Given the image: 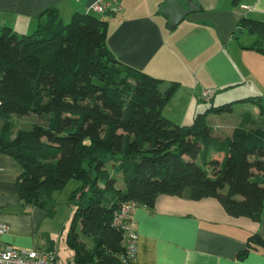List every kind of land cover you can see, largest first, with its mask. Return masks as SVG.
I'll return each mask as SVG.
<instances>
[{
    "label": "trees",
    "instance_id": "16d2710c",
    "mask_svg": "<svg viewBox=\"0 0 264 264\" xmlns=\"http://www.w3.org/2000/svg\"><path fill=\"white\" fill-rule=\"evenodd\" d=\"M43 15L29 33L0 26V153L21 166L15 188L26 205L43 206L44 196L75 181L67 196L68 264H128L122 232L112 224L126 200L152 208L160 194L213 197L229 215L259 220L264 130L250 128L246 113L230 136L217 138L207 120L238 102L262 111L258 97L210 105L178 124L162 113L177 83L163 92L164 79L119 62L106 45L105 19L76 12L64 23L53 8ZM235 31L255 35L243 48L264 54V21L243 17ZM27 114L46 121L13 129L11 116ZM256 246L264 242L252 234L239 258Z\"/></svg>",
    "mask_w": 264,
    "mask_h": 264
},
{
    "label": "crops",
    "instance_id": "0c3cea01",
    "mask_svg": "<svg viewBox=\"0 0 264 264\" xmlns=\"http://www.w3.org/2000/svg\"><path fill=\"white\" fill-rule=\"evenodd\" d=\"M94 1L111 3L103 13L92 14L107 21L106 45L119 62L164 79L163 92L177 83L162 110L170 120L178 124L193 121L203 102V89L213 90L211 100L221 93V101L236 94L240 96L230 101L256 96L264 109V54L243 48L255 35L235 31L243 17L264 21V0H190L199 10L173 28H168V17L162 11L165 0H0V26L29 33L47 9H56L64 22L76 12L87 13ZM187 1L179 0L185 8ZM241 103L255 105L258 113L246 110L240 118L249 113L248 126L264 130V122L255 117L258 114L262 120L264 110L252 102ZM223 127L217 134L211 132L212 136H230L236 126ZM20 171L14 158L0 153V222L8 225L2 243L18 248L53 247L60 259L59 238L56 229L49 228L47 208L26 205L16 194ZM110 172L118 178L119 173ZM132 223L137 247L128 264H264L261 246L243 258L238 256L252 234L264 242V204L259 220H253L229 215L213 197L193 200L160 194L152 208L140 205L134 209ZM68 252L64 264L72 257V251Z\"/></svg>",
    "mask_w": 264,
    "mask_h": 264
},
{
    "label": "rangeland",
    "instance_id": "374dc122",
    "mask_svg": "<svg viewBox=\"0 0 264 264\" xmlns=\"http://www.w3.org/2000/svg\"><path fill=\"white\" fill-rule=\"evenodd\" d=\"M97 16L102 17V15H98V14ZM66 22L68 21H64V23ZM243 40L245 39L243 38ZM221 95L224 96V94L221 93V94H217L214 100H203V102L201 101L200 102L201 106L199 107L198 112H204L206 108L209 107L210 105H220V104H223L224 102L227 103V102H230L231 98L236 99L238 98L237 96H240L238 94L232 95L230 99H224L227 101H221L222 100L220 97ZM246 110H249V112L251 113H254L255 111L256 113H258V108L251 103H235L233 105V110L231 113H222L219 116H213L215 114H209L207 116V120H208V124L210 125L211 132L213 134H217L218 132L225 130L223 126H228V125L237 126V122H239V120L241 119L240 114ZM255 117L257 118V120L264 122V115H262L263 117L262 120L258 118V114H256ZM11 119L13 121V126H14L13 129H16L19 127L28 128L33 122L45 123L46 121L44 116L39 117L34 114H27V115H22V116L13 115L11 116ZM2 120L3 118L0 117V128H1ZM191 121H189L188 119L186 123H183V124H189ZM106 168L109 171H112L110 161L107 162ZM117 177L118 178H117L116 186L118 188H123L124 184H123L121 174H118ZM74 186H75V181L70 180L65 184V186L62 189L52 191L50 195L44 196V198H42L43 206L47 208L46 210L49 211L48 212L49 216L47 218L48 222L50 223L49 228L56 229L55 236L56 238H59L58 239L59 240L58 250H59V257H60L59 260L61 264L65 263V260L68 258V254H69L68 251L70 250V249L68 250V247L65 241V236H66V233L70 225V217L72 214L71 206L67 202V196H68L69 191Z\"/></svg>",
    "mask_w": 264,
    "mask_h": 264
},
{
    "label": "built area",
    "instance_id": "2783aa9c",
    "mask_svg": "<svg viewBox=\"0 0 264 264\" xmlns=\"http://www.w3.org/2000/svg\"><path fill=\"white\" fill-rule=\"evenodd\" d=\"M110 4L109 2L94 1L89 5L88 12L103 13L110 7ZM212 97V89H203L200 93L202 100H211ZM140 205L133 200L122 201L112 215V224L122 232L128 258H132L136 253L137 233L133 227L132 213ZM7 231L8 225L0 222V264H61L55 248H18L3 244L1 237Z\"/></svg>",
    "mask_w": 264,
    "mask_h": 264
},
{
    "label": "water",
    "instance_id": "95a60500",
    "mask_svg": "<svg viewBox=\"0 0 264 264\" xmlns=\"http://www.w3.org/2000/svg\"><path fill=\"white\" fill-rule=\"evenodd\" d=\"M163 13L168 16V28L177 26L188 14L199 10L192 1L186 2L188 7H183L179 0H165Z\"/></svg>",
    "mask_w": 264,
    "mask_h": 264
}]
</instances>
